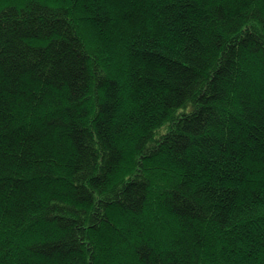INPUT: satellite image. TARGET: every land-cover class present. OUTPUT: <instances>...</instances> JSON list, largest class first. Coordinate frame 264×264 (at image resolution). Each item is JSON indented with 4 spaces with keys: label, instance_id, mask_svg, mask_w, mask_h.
<instances>
[{
    "label": "trees",
    "instance_id": "16d2710c",
    "mask_svg": "<svg viewBox=\"0 0 264 264\" xmlns=\"http://www.w3.org/2000/svg\"><path fill=\"white\" fill-rule=\"evenodd\" d=\"M0 264H264V0H0Z\"/></svg>",
    "mask_w": 264,
    "mask_h": 264
}]
</instances>
